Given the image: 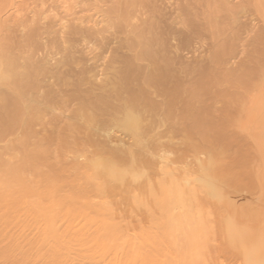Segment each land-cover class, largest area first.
<instances>
[{
    "label": "bare ground",
    "instance_id": "6f19581e",
    "mask_svg": "<svg viewBox=\"0 0 264 264\" xmlns=\"http://www.w3.org/2000/svg\"><path fill=\"white\" fill-rule=\"evenodd\" d=\"M0 264H264V0H0Z\"/></svg>",
    "mask_w": 264,
    "mask_h": 264
}]
</instances>
